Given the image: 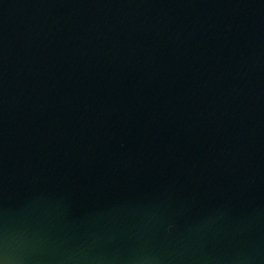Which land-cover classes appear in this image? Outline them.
Returning a JSON list of instances; mask_svg holds the SVG:
<instances>
[{"label": "water", "instance_id": "1", "mask_svg": "<svg viewBox=\"0 0 264 264\" xmlns=\"http://www.w3.org/2000/svg\"><path fill=\"white\" fill-rule=\"evenodd\" d=\"M0 264H264V0H0Z\"/></svg>", "mask_w": 264, "mask_h": 264}]
</instances>
